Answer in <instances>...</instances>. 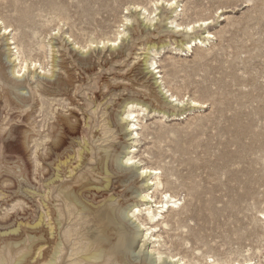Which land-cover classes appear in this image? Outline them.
Returning <instances> with one entry per match:
<instances>
[{
	"label": "rangeland",
	"instance_id": "374dc122",
	"mask_svg": "<svg viewBox=\"0 0 264 264\" xmlns=\"http://www.w3.org/2000/svg\"><path fill=\"white\" fill-rule=\"evenodd\" d=\"M155 1L0 0V18L13 28L10 39L0 30V233L10 227L21 233L0 235V264H13L22 255L27 256L22 263L29 264L26 260L38 246L27 237L35 235L32 226L46 212L42 193L48 190L45 179L55 170V158L44 162L52 153L45 140L66 137L60 119L81 124L76 140L65 146L71 152L90 119L94 150L77 175L88 173L93 185H101L102 177L90 171L99 158H109L114 190L100 197L85 191L83 197L96 207L105 203L121 209L123 227L135 230L137 237L125 251L129 264H177L172 260L176 254L185 255L190 264H204L207 257L264 264V0H182L180 16ZM174 19L211 23L181 33L171 23ZM207 31L214 35L209 44L186 48L185 43L203 39ZM14 34L16 45L8 44ZM17 45L21 59L28 60L24 69L15 61L17 48H8ZM14 68L24 73L20 83L15 84ZM134 99L128 106L139 117L123 121L125 103ZM7 101L16 108H7ZM137 121V129L129 133L126 126ZM35 132L39 135L34 137ZM133 149L140 161L127 169V151ZM136 165L160 168L165 189L179 199L164 214L168 229L160 223L148 230L139 195L154 194L153 201L162 197L137 175ZM34 189L37 197L31 196ZM57 194L55 210L67 213ZM109 197L114 200L107 201ZM131 203L142 212H129ZM70 214L60 225V241L64 228L75 224L89 231L93 241L102 234L103 223L90 220L93 214L78 209ZM190 214L195 218L188 219ZM50 218L45 214V222ZM44 228L36 234L44 246L33 264L50 259ZM110 231L112 251L123 234ZM130 234L127 230L126 237ZM68 258L64 264L75 256Z\"/></svg>",
	"mask_w": 264,
	"mask_h": 264
},
{
	"label": "bare ground",
	"instance_id": "6f19581e",
	"mask_svg": "<svg viewBox=\"0 0 264 264\" xmlns=\"http://www.w3.org/2000/svg\"><path fill=\"white\" fill-rule=\"evenodd\" d=\"M180 1H182V0H157V1H155L154 4H156L157 6H160V5L169 6L172 9V12L177 14V16H180V13H178L179 12L178 6H180V4H179ZM136 6L138 7V9L143 10V13L146 16L150 17L152 15L151 12L146 7H140V5H136ZM156 10H157V8L155 9V11ZM180 11H183V9H180ZM171 23L175 24L174 27L177 29V32L191 33V32H194V30L198 27L208 26L211 23V21H210V19H204L202 21L199 20V21H194V22H190V23H183V22H179L177 19H174L171 21ZM0 25H1L0 30L4 31L3 32L4 35L8 36L13 30L11 25L7 24L6 21L3 20L2 18H0ZM120 33L121 32H119V34ZM213 37H214V35L212 34V32L207 31V35L203 39L200 38V40L198 41V38H195L191 44L188 43V45H187L185 43L186 48L191 49V48H193L194 45H197V43H200V42L201 43L206 42V44H209L210 39H212ZM7 39H10V37L8 36ZM15 39L16 38H15V34H14L12 40H10L8 44L16 45L17 41ZM117 39H119V38H116L113 42H116ZM105 42L106 41L104 40L103 41L104 45H105ZM92 44L93 43L91 42V45ZM41 47H43L42 44H41L40 48ZM8 48H10L11 50L13 48H17V51L15 52V55H16L15 61L16 60L20 61L17 64H20L22 66V69L26 68L28 60L26 58H23V60L21 59V55H19V54H21V50L18 47V45L15 47L10 46ZM37 61H38L37 59H33V60H31V64L35 65V67H36V65H37L36 63H38ZM54 61H56V60L54 59ZM22 69H21V71L20 70L16 71V68L13 69V73L15 76L14 77L15 84L17 82L20 83L19 78H20V76H22L24 74V73L21 74ZM18 85L21 86L22 84H18ZM168 93H169V90H168ZM172 98L171 99L174 101H176L178 99V98H175L174 94H172ZM135 102H137L136 99L129 100L125 103V107H126L125 112H127V115L123 114V117L121 118V119H123V121L126 120L128 122L129 121L128 119H130L132 117H134V118L139 117V114L137 115L135 113V110L132 109L133 106L132 105L128 106L129 104L135 103ZM193 102L195 104L196 103H202V102H200V100H197V99H194ZM1 104H2V100L0 99V105ZM143 105L147 106L146 103H143ZM8 106H10V107L12 106L10 108V110H13L16 108L17 104L15 105V103L8 102V105L6 107L8 108ZM1 107H2V105H1ZM108 118L112 119L114 117H111V115H110ZM60 120H61V123L63 125V132L65 133L67 138L66 137L61 138L58 141H57V139H55L51 143H49L48 140H45L46 143L50 144V149H51L52 153L48 154L49 157L45 158L44 162L47 164L48 160L55 158L54 159L55 160V163H54L55 164V170H54V172L50 171V173L48 174V176L49 175L50 176L47 179H45V187L48 190L42 193V204L44 205V209L46 212L45 213L41 212L39 214L38 220L32 226V228H33L32 233H35V235H29L27 237L28 241L30 240V241H33V243H36V244L38 243L37 244L38 246H37V248H35V252L33 253L32 258L27 259L26 262L29 264H33L35 262H38V261L34 260V259H36V260L38 259L35 256V254L38 255V257L41 256L40 250L42 249L44 244L39 243V241L41 240V236H37L36 234L40 231L41 227L45 226L48 230L47 236L49 237L47 243H49V245H50V246H48V247H50V255H49L50 259H48L49 260L48 264H64V262L66 261L65 259L67 257L71 258L74 256H75V258H74V260L71 261L70 264H105L106 261L107 262L111 261L112 262L111 264H115V262H114L115 260H116V262H118V264H129L127 262L126 257H125V255H126L125 251L127 248H129L131 245H133V244H135V242H137L136 241L137 237L135 234V230L132 231V230L128 229L127 227H123V225H122L123 219L121 216V209H118L117 207H113L112 204H109V205L106 204L105 205V203L96 207V206L92 205L91 202H88L87 200H85L83 197V195H84L83 192H85V191L86 192H93V195H94V193L99 194V197H100V196L104 195L106 192L108 193V191H110L112 189V183H113V179H112L113 176L112 175L114 173L112 172L111 167L109 166V160H108L109 158L104 157V156L99 158L98 162H97V168L94 169V171H90L94 176H95V174H97L100 177H102L101 178L102 179L101 185H97V186L93 185V183H92L93 180L90 178V176H87L88 173H85V174L81 173V174L77 175L78 172H80L82 169H84L86 164H88V162H89L88 159L91 160V158H89V157L91 156L92 151L94 150V147L92 145H90V141H89V136H90L89 134L91 133V131H90V124H91L90 119H85L86 120L85 122L88 126L86 127L85 132L83 134V137H82L83 140L81 139V136L77 137V138H80L81 140L77 141V144H75L77 149L74 150L73 152L66 151L65 146H66V144L69 143V141H68L69 139L76 140L75 136L80 132V125L81 124L71 123L68 119H66V120L60 119ZM138 125H139L138 121L133 122L131 124V126L127 125L126 129L129 131V133L132 134L133 131L135 130L134 128L137 129ZM34 134H35L34 137L39 135L38 132H35ZM137 134H138V132H137ZM96 135H95V137H96ZM45 139H48V136H45ZM36 145L39 146V145H43V144L37 143ZM127 153H128L127 159L125 162L127 163V161H129V160L134 161L133 164H131V165L129 164L127 169H132V167H134L135 164H137L138 161H140V160L137 159V155L135 154L134 149L127 151ZM130 154H132V155H130ZM138 166L139 165H136V167H138ZM75 171H76V173H75ZM84 172H85V170H84ZM161 173H162V171L160 168L150 167V166H144L143 168H140V166H139L138 172H137V175L145 177V184L147 186L154 187L155 190L160 192L161 197H162V199L159 201H157L156 199H154V201H153L152 199L154 197V194H150V193L148 194L147 193V194L139 195L142 199L141 201L145 205L143 207L145 210L144 211L145 219L147 220V224H150V226L147 227L148 230H152L153 228H157L160 223L163 224L164 229H168L169 223H168V221H166V216L164 214L166 212H169L170 210L174 209V207L177 206L178 200H179V199H176V195L169 193L165 189L166 187H165L163 180L161 179ZM65 178H70V179H65ZM57 182H59L58 185L55 184ZM60 186H61V188H60ZM34 190L32 192L30 191L32 193L31 196L37 197V195H40L39 190H35V191ZM112 190H114V189H112ZM56 192L59 193L56 195L59 197V199L56 201H63L64 202V204L66 205V208H67L66 209L67 213L69 214L68 217H70V215H71L70 213L72 210L78 209V210L87 211L88 214H90V215L93 214V217L90 218V220L101 221L103 223V225L101 226L102 228L100 230L102 234L99 237L95 238L96 240H94V241L92 240L93 235L89 234L90 233L89 231L87 233H84L81 230H79L76 227V224L71 225V226L69 225L70 229H68V230H67L68 226H67V228H64L66 230L64 231V234L62 236L65 238H64V240L63 239H61V241L59 240V238H58L59 232L58 231H59L60 225L63 226L68 218L65 215L67 213H65L64 209H61L59 211L55 210L54 194ZM52 197H53V201L51 200ZM112 200H114L113 197H109V199H107V201H112ZM107 201H105V202H107ZM153 202H155L156 204L154 205ZM62 206H63V208L65 207L64 205H60L59 207L62 208ZM128 206H129L128 211L131 212L135 216L138 215L140 212H142V209L138 208V205L136 203H131ZM154 206H155V209L152 208ZM96 208H99V210L95 213L93 209H96ZM45 214L48 217L51 216V218L48 222H45ZM90 215H88V216H90ZM262 215H263L262 218H264V211L262 212ZM187 217H188V219L195 218L194 214H190ZM88 222H89V220H88ZM126 226H128V225H126ZM181 227H183V226H181ZM46 228H44V229H46ZM81 229H83V228H81ZM84 229H85V227H84ZM87 229H88V226H87ZM111 229H115L116 231L123 234V236H122V241L120 240L117 248H115L112 251H109L108 247L110 246L111 243L113 245L112 239L110 238V237H112L110 234ZM127 230H128V232L132 233V234H130V236L128 238L126 237ZM61 231L63 233V230H61ZM81 233H82V235L79 236ZM8 234L12 235L13 237L14 236L15 237H21L19 227H15V228L10 227V228H8V230H6L4 232L2 231L0 233L1 236H5V237ZM74 235L78 236V239H76V241L75 240L73 241V239H71ZM143 235L145 236V239H148L149 232H146ZM152 235H155V234H152ZM60 238H62V237H60ZM15 241H17V240H15ZM7 243H9V242H7ZM76 245H78V246L75 248ZM118 248H120L121 250H118ZM116 250H118L117 253H116ZM38 251H40V252L38 253ZM108 256H109V258H108ZM24 258H27V256L26 255L20 256L18 261L15 260L13 264H21L24 261ZM186 258L187 257L185 255L179 256V254L172 256L173 262L175 261V262H177V264H190L189 263L190 260H187ZM161 259L159 258V261ZM205 259L206 260H205L204 264H233L234 263V262L230 263L227 261L219 262L215 258L209 259L208 257ZM245 261L248 262L249 260H245ZM153 262L156 264L157 261H153ZM1 264H2V262H1ZM196 264H201V262L197 261ZM254 264H256V263H254Z\"/></svg>",
	"mask_w": 264,
	"mask_h": 264
},
{
	"label": "snow or ice",
	"instance_id": "6c2138e0",
	"mask_svg": "<svg viewBox=\"0 0 264 264\" xmlns=\"http://www.w3.org/2000/svg\"><path fill=\"white\" fill-rule=\"evenodd\" d=\"M127 163L131 165V164H133V163H134V161H132V160H129V161H127Z\"/></svg>",
	"mask_w": 264,
	"mask_h": 264
}]
</instances>
